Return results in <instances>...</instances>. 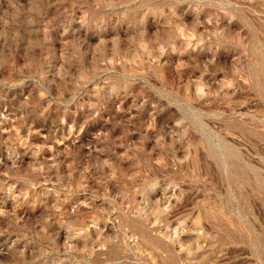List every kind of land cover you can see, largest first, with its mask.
I'll use <instances>...</instances> for the list:
<instances>
[{"label":"rangeland","instance_id":"1","mask_svg":"<svg viewBox=\"0 0 264 264\" xmlns=\"http://www.w3.org/2000/svg\"><path fill=\"white\" fill-rule=\"evenodd\" d=\"M0 264H264V0H0Z\"/></svg>","mask_w":264,"mask_h":264}]
</instances>
